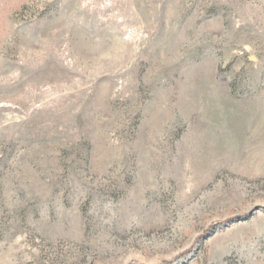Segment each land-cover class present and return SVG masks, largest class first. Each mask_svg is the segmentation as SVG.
I'll return each mask as SVG.
<instances>
[{
	"label": "rangeland",
	"instance_id": "obj_1",
	"mask_svg": "<svg viewBox=\"0 0 264 264\" xmlns=\"http://www.w3.org/2000/svg\"><path fill=\"white\" fill-rule=\"evenodd\" d=\"M0 264H264V0H0Z\"/></svg>",
	"mask_w": 264,
	"mask_h": 264
}]
</instances>
